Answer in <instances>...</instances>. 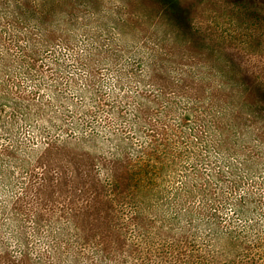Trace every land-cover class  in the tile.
Here are the masks:
<instances>
[{"label": "rangeland", "instance_id": "rangeland-1", "mask_svg": "<svg viewBox=\"0 0 264 264\" xmlns=\"http://www.w3.org/2000/svg\"><path fill=\"white\" fill-rule=\"evenodd\" d=\"M155 139L158 184L115 201L113 160ZM19 258L264 264V0H0V264Z\"/></svg>", "mask_w": 264, "mask_h": 264}, {"label": "trees", "instance_id": "trees-1", "mask_svg": "<svg viewBox=\"0 0 264 264\" xmlns=\"http://www.w3.org/2000/svg\"><path fill=\"white\" fill-rule=\"evenodd\" d=\"M152 135H155L152 133ZM158 142L155 141L151 142V145L148 151H143L142 156L135 159L133 161L132 157H128L126 155H122L120 157L123 160V163H119L116 160H113L114 165L110 167V174H111V183L115 186V193L114 199L115 201H119L121 198L124 199L125 195L130 193H136L141 195L142 192L148 196L149 193L152 192L153 186L157 185V169L159 168L156 158L158 157L157 153L159 152V147L157 146ZM145 155V156H144ZM142 158V159H141ZM120 160V161H122ZM113 164V163H112ZM160 169V168H159ZM42 184V182H40ZM119 186H123L124 190L122 191ZM133 199V197H131ZM92 205L86 203L83 205V208L79 209L78 215L80 212L86 213L89 209H91ZM40 209H36V213L39 214L43 211H39ZM80 221V219H79ZM82 221V219H81ZM78 217H77V224ZM78 226V225H77ZM80 229V227H78ZM88 235L87 233H82L79 235V238L85 239V236ZM24 240H21V242ZM78 259V256H77ZM87 260V258H85ZM16 262L13 264H25L22 258L16 259ZM80 264H88V263H80Z\"/></svg>", "mask_w": 264, "mask_h": 264}]
</instances>
